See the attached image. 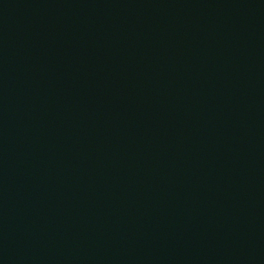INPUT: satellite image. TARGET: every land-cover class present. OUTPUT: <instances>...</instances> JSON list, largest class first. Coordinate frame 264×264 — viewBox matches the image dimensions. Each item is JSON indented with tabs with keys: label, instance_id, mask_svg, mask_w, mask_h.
Returning <instances> with one entry per match:
<instances>
[{
	"label": "water",
	"instance_id": "95a60500",
	"mask_svg": "<svg viewBox=\"0 0 264 264\" xmlns=\"http://www.w3.org/2000/svg\"><path fill=\"white\" fill-rule=\"evenodd\" d=\"M0 264H264V0H0Z\"/></svg>",
	"mask_w": 264,
	"mask_h": 264
}]
</instances>
